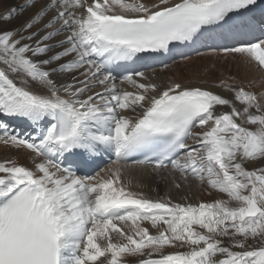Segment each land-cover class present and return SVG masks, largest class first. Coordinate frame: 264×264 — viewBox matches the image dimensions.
Returning <instances> with one entry per match:
<instances>
[{
    "label": "snow or ice",
    "instance_id": "obj_1",
    "mask_svg": "<svg viewBox=\"0 0 264 264\" xmlns=\"http://www.w3.org/2000/svg\"><path fill=\"white\" fill-rule=\"evenodd\" d=\"M201 47L264 70V0H19L0 13V144L30 165L0 161V264H264V92L225 79L232 99L178 82L152 95L135 79L141 61ZM105 154L107 178L93 174ZM132 166L228 199H151L120 183Z\"/></svg>",
    "mask_w": 264,
    "mask_h": 264
},
{
    "label": "bare ground",
    "instance_id": "obj_2",
    "mask_svg": "<svg viewBox=\"0 0 264 264\" xmlns=\"http://www.w3.org/2000/svg\"><path fill=\"white\" fill-rule=\"evenodd\" d=\"M18 2H16V0H0V4H1V8H0V13H3L5 8H7L8 6H11V5H15L17 4ZM23 22H20L19 20L15 21L14 25H10V26H17L19 24H21ZM209 57H212L213 53H208L207 54ZM195 58V57H194ZM193 58V60H194ZM191 59V58H190ZM189 60L188 63H185L184 65H181L183 66L185 69H189V67L193 66L194 67V63L192 62V60ZM212 59V58H211ZM239 62L237 63H240L241 65H243L244 67V64L246 59L245 58H240L238 60ZM235 62V63H236ZM227 65V64H226ZM237 65V64H235ZM180 66V67H181ZM179 67V68H180ZM245 67H247L245 65ZM198 69V68H196ZM193 70V69H192ZM197 71V70H196ZM196 71L194 72V74L196 73ZM238 71V70H237ZM241 71H245L244 68L241 67ZM178 72H179V69H178ZM185 72V71H184ZM192 72V71H191ZM192 72V73H193ZM198 72V71H197ZM220 72V71H219ZM240 72V71H238ZM183 73V72H182ZM186 73V72H185ZM190 74V76L186 77L187 78H191V77H195V75L193 76L192 73L190 72H187ZM186 73V74H187ZM198 74V73H197ZM222 74V73H221ZM183 75V74H182ZM244 75V74H243ZM180 76V74L178 75ZM198 76V75H197ZM185 77V76H183ZM202 77V76H201ZM223 77V76H221ZM220 77V78H221ZM182 81H185V78H181ZM197 83H193L192 85H195ZM32 85H34L33 89L34 90H38L36 88V85L33 83ZM191 85V84H189ZM127 114H131V113H127ZM27 152L26 149H17L13 146H8V145H4V144H0V157L1 156H4V155H11V158L10 159H16V160H22L23 162H25L26 164H28V162L26 161L25 157L27 156V154H25ZM1 159V158H0ZM135 175V180L133 181V183L129 184V185H126L125 187L128 188V189H131V190H138V191H143V192H146L148 194H152V195H157L159 194V192L161 193H166V196L167 195H176V196H179L180 199L184 196H181V193L180 190H177L176 191V188H172V183H174L175 181L174 180H168V181H164V180H161V179H156L158 176L157 174H148V172L146 171H139V172H135L134 173ZM161 176V175H160ZM171 176H174V174H171ZM147 185V186H146ZM169 186V187H168ZM186 191V190H185ZM184 191V192H185ZM187 195V194H186ZM188 197V196H187ZM189 198V197H188ZM213 198V197H212ZM190 199H188L189 201ZM130 224V223H129ZM102 242V241H101ZM165 250L167 251H170V252H174V251H184L185 249L181 248V249H173V248H166Z\"/></svg>",
    "mask_w": 264,
    "mask_h": 264
},
{
    "label": "rangeland",
    "instance_id": "obj_3",
    "mask_svg": "<svg viewBox=\"0 0 264 264\" xmlns=\"http://www.w3.org/2000/svg\"><path fill=\"white\" fill-rule=\"evenodd\" d=\"M16 2H19V0H16ZM0 8H1V4H0ZM29 15V13H26L25 15H24V17H22L21 19H19V21L20 22H23L24 21V19H26L27 18V16ZM190 60H192V62L193 63H195V65H194V67L192 66V67H190L191 68V70L190 71H192L193 72V70H194V72L196 71V75L194 74V72H193V75H195V76H199V77H203V76H206L205 74H209V75H211V77H220L221 76V73L222 72H219L220 70H219V65H217V64H215L214 66H212V63L211 62H209V68H208V71L206 70L205 71V68L207 69V67H206V65H208V62H206V61H203L204 60V58L202 57V56H199V57H195L194 58V60H193V58H191ZM208 60V59H207ZM239 59H237V62H239L238 61ZM198 61H200V64H199V62ZM189 62V60H187L186 61V63H188ZM198 62V64H196ZM236 62V61H235ZM235 63V64H238V63ZM245 63H247V61H245ZM244 64V63H243ZM184 65V64H183ZM228 65L229 64H227V65H225V70H228ZM239 65V64H238ZM240 67H242V68H244V70H246L247 71V69H250V63H248L246 66L247 67H245V64H244V67H243V65H239ZM240 67H237V69L236 70H233V71H240ZM196 68H198V69H196ZM179 69V68H178ZM193 69V70H192ZM202 69V70H201ZM251 69H253V68H251ZM187 73V70L186 69H182V71H180V77H183V76H185V77H187V76H190V74L189 73H185V72ZM237 71V72H238ZM175 73H177L176 71H174ZM183 72V73H182ZM241 72V71H240ZM239 72V73H240ZM167 73H169V75H171V72L169 71V72H167ZM198 73V74H197ZM183 74V75H182ZM247 74H251V76L253 77V76H258V72L257 71H255L254 69L253 70H250ZM247 74L246 75H243V74H241L242 76H247ZM173 77H178V75H175V74H173ZM176 80V79H175ZM188 80V79H187ZM190 80V79H189ZM192 85V84H191ZM32 87H34V85H32ZM1 159H0V161H3L4 159H10L11 158V155H4V156H1L0 157ZM157 176H160V175H157ZM191 180V179H190ZM175 182L174 183H172V188H175ZM169 187V186H168ZM190 185L188 186V187H186V191H185V194H189L188 193V191L187 190H190ZM191 187L194 189L193 190V192H195V184L194 183H192L191 184ZM191 192H192V189H191ZM219 194H224V193H220L219 192ZM188 197H190V196H188ZM190 198H192V196L190 197ZM189 202H193V200L192 199H190L189 200Z\"/></svg>",
    "mask_w": 264,
    "mask_h": 264
}]
</instances>
